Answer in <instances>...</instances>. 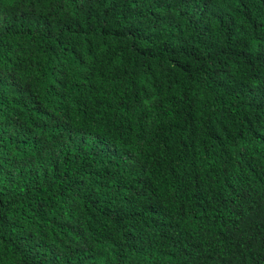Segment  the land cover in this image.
Returning a JSON list of instances; mask_svg holds the SVG:
<instances>
[{
    "label": "trees",
    "instance_id": "obj_1",
    "mask_svg": "<svg viewBox=\"0 0 264 264\" xmlns=\"http://www.w3.org/2000/svg\"><path fill=\"white\" fill-rule=\"evenodd\" d=\"M0 264H264V0H0Z\"/></svg>",
    "mask_w": 264,
    "mask_h": 264
}]
</instances>
